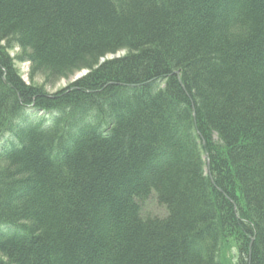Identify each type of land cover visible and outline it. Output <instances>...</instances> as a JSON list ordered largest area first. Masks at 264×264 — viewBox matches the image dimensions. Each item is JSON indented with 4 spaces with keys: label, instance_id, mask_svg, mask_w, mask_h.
<instances>
[{
    "label": "trees",
    "instance_id": "trees-1",
    "mask_svg": "<svg viewBox=\"0 0 264 264\" xmlns=\"http://www.w3.org/2000/svg\"><path fill=\"white\" fill-rule=\"evenodd\" d=\"M5 135L0 264H264V0H0Z\"/></svg>",
    "mask_w": 264,
    "mask_h": 264
},
{
    "label": "rangeland",
    "instance_id": "rangeland-1",
    "mask_svg": "<svg viewBox=\"0 0 264 264\" xmlns=\"http://www.w3.org/2000/svg\"><path fill=\"white\" fill-rule=\"evenodd\" d=\"M17 49H14L13 51H10V54L13 56L17 53ZM122 54H118L117 56H109L107 59H111V58H118L120 57ZM18 69L20 71V75L22 77V79L24 80V82L26 84L29 83V79L27 76L28 73V64L23 63V64H18ZM84 73H77L74 76L70 77L69 79H62L58 82H56L54 85H49V86H44L43 85V79L38 77L34 80V84L36 86H43L44 91H46L48 94H53L55 92H58L59 90L65 89L67 86H69L73 81L77 80L78 77H81ZM25 115L31 118H37V117H41L42 113L33 111V110H26L25 111ZM10 137L5 135L1 140H0V150L3 149L8 141H10ZM150 214V215H155V216H163L164 214V210L159 207L158 205H156V203L154 202L153 199H151L148 203H146L143 207V214ZM226 259L230 262V264H235L236 263V259H235V249L234 248H230L229 251L226 252Z\"/></svg>",
    "mask_w": 264,
    "mask_h": 264
},
{
    "label": "bare ground",
    "instance_id": "bare-ground-1",
    "mask_svg": "<svg viewBox=\"0 0 264 264\" xmlns=\"http://www.w3.org/2000/svg\"><path fill=\"white\" fill-rule=\"evenodd\" d=\"M123 54L122 52H118V53H116L115 55H110V56H117L118 54ZM109 57V56H108Z\"/></svg>",
    "mask_w": 264,
    "mask_h": 264
}]
</instances>
